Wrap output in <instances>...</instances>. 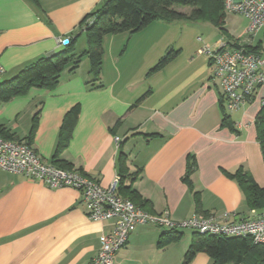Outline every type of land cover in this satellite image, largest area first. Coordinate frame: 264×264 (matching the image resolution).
<instances>
[{"label": "crops", "instance_id": "crops-1", "mask_svg": "<svg viewBox=\"0 0 264 264\" xmlns=\"http://www.w3.org/2000/svg\"><path fill=\"white\" fill-rule=\"evenodd\" d=\"M101 3L0 0L2 80L63 48L58 39L71 36L73 52L83 51L86 38L80 24ZM227 14L221 29L208 20L155 19L132 33L105 34L97 81H91L84 56L72 71L67 64L53 87H32L0 101V126L7 135L26 141L38 111L28 143L45 163L57 165L53 153L63 117L78 103L79 113L59 158L71 169L107 187L118 173L121 154L124 184L148 200L144 209L151 213L167 210L174 222L193 213L250 217L252 210H259L249 207L245 191L228 173L240 168L264 187L254 123L264 86L248 103L227 113L220 105L221 86L211 80L209 58L197 52L203 43H215L221 33L228 34ZM91 18L87 16L88 22ZM226 37L236 41L244 36ZM250 45H257L256 52L264 55L262 30ZM167 53L169 59L150 71ZM225 114L234 127L223 123ZM190 162L194 169L185 179ZM118 188L119 183L122 196ZM110 229V221L86 217L75 188H50L0 169V264H86ZM170 230L180 236L159 246L161 234ZM183 230L140 224L117 252L115 264H182L191 240V233ZM211 263L210 256L197 252L188 264Z\"/></svg>", "mask_w": 264, "mask_h": 264}, {"label": "built area", "instance_id": "built-area-1", "mask_svg": "<svg viewBox=\"0 0 264 264\" xmlns=\"http://www.w3.org/2000/svg\"><path fill=\"white\" fill-rule=\"evenodd\" d=\"M223 11L240 14L247 19L243 39L229 41L221 37L214 44L203 43L197 52L208 56L211 80L221 86V107L230 113L248 103L257 88L264 86V55L245 47L250 45V40L259 30L264 32V0H223ZM69 37L58 39L59 44H67ZM3 73L0 64V81ZM233 125L241 127L240 123ZM0 169L26 179L41 181L50 188L73 187L80 194L89 220L111 222V229L101 235L97 253L86 264H115L117 252L124 246L128 236L144 223L170 229H190L215 236H249L254 243L264 244V208L258 212L252 210V215L247 218L193 213L174 222L167 210L151 213L120 196L117 192L120 179L118 173L107 187H102L94 178L74 169L45 163L28 142L1 135Z\"/></svg>", "mask_w": 264, "mask_h": 264}, {"label": "trees", "instance_id": "trees-1", "mask_svg": "<svg viewBox=\"0 0 264 264\" xmlns=\"http://www.w3.org/2000/svg\"><path fill=\"white\" fill-rule=\"evenodd\" d=\"M189 6V13L179 11L177 6ZM87 16H92L88 22ZM80 24L86 38V48L78 54L73 51L71 36L65 46L51 54L39 57L23 67L15 76L8 80L0 81V101H7L11 97L21 95L32 87L48 89L53 87L60 73L67 64H71L69 71L74 70L81 58L87 56L89 60L88 73L91 81H97L101 70L102 38L105 34L127 31L135 32L155 19H184V20H208L214 26L222 28L224 23L223 0H102L99 7L90 15H87ZM249 51L256 52L258 46L245 45ZM167 53L162 56L150 71L162 66L168 59ZM221 105V104H220ZM79 113V104L71 106L65 113L59 133L53 162H58L57 167L71 169L62 162L60 153L66 148L71 130ZM38 111L33 115L29 133L26 140H30L37 127ZM223 123L232 126L229 116L223 115ZM254 123L257 131L262 160L264 162V101L261 103ZM0 135L4 138L15 139L7 135L0 126ZM119 193L130 199L135 205L144 209L149 203L137 194L131 186L124 184L123 176L125 157L119 155ZM194 169L193 163L187 165L185 179ZM228 176L235 179L245 191L246 199L251 209L264 208V187L259 186L253 178L242 169ZM197 207L198 198L195 199ZM180 233L170 230L161 234L158 245L175 240ZM197 252H204L211 257V264H264V244L254 243L249 237H225L210 234H191V240L182 259V264H188Z\"/></svg>", "mask_w": 264, "mask_h": 264}, {"label": "rangeland", "instance_id": "rangeland-1", "mask_svg": "<svg viewBox=\"0 0 264 264\" xmlns=\"http://www.w3.org/2000/svg\"><path fill=\"white\" fill-rule=\"evenodd\" d=\"M178 10L183 11V12H188L190 10L189 6H177L176 7ZM181 21H185V20H181ZM187 21V20H186ZM200 22H206V21H199ZM187 23V22H186ZM198 23V22H197ZM196 23V24H197ZM193 22L190 23L188 22L187 25H191L194 26L196 25ZM245 24H246V20L245 18H243L240 15H234V14H230L228 13L226 15V19H225V28L228 30V34H231L235 37L238 36H244V28H245ZM197 25H201V24H197ZM227 33H221V36H218L219 38H227L226 36L228 35ZM216 42V41H215ZM211 44H214V42H212ZM182 232H185L186 234L189 233H193V231H191L190 229H184Z\"/></svg>", "mask_w": 264, "mask_h": 264}]
</instances>
